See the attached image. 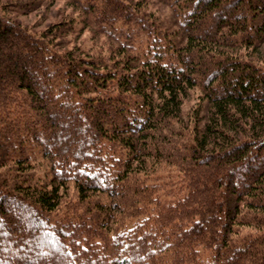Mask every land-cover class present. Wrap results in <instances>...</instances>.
Wrapping results in <instances>:
<instances>
[{
    "label": "trees",
    "instance_id": "trees-1",
    "mask_svg": "<svg viewBox=\"0 0 264 264\" xmlns=\"http://www.w3.org/2000/svg\"><path fill=\"white\" fill-rule=\"evenodd\" d=\"M5 1L0 167L30 166V148L38 147L53 175L0 180V264H161L163 251L173 254L170 264H197L201 245L210 250L201 264H264V233L235 236L243 224L264 229V66L223 49L259 45L264 0H171L178 23L171 31L121 0H94L97 12L92 0H76L91 27L116 44L90 57L19 27ZM35 1L12 2L26 11ZM141 32L148 44L138 52L133 39ZM193 87L214 110L213 129L229 139L217 151L196 133L187 150L172 145L168 137L179 130L162 126L181 121ZM227 115L248 124L238 136L224 130ZM168 151L186 164L183 197L162 202L144 183L124 181L138 154ZM70 182L76 204L51 216ZM115 204L128 213L113 214Z\"/></svg>",
    "mask_w": 264,
    "mask_h": 264
},
{
    "label": "rangeland",
    "instance_id": "rangeland-1",
    "mask_svg": "<svg viewBox=\"0 0 264 264\" xmlns=\"http://www.w3.org/2000/svg\"><path fill=\"white\" fill-rule=\"evenodd\" d=\"M12 1L13 0L5 1L7 4L9 2L11 6L8 8L7 6L5 7L6 16L9 17L12 22L29 31L31 34L35 36H44L43 38L57 50L64 51L74 46L84 49L87 53L85 55H88L87 57L98 55V53H102L104 56H107L109 50H112L116 46L112 40L97 33L91 27L87 20L89 18L90 21L91 15H88V13L82 9L79 1L34 0L36 6L33 9L26 11L17 10V6ZM92 1V5L95 6V11H99L97 3L94 0ZM121 1L127 5L135 7V9L139 10V13L145 14L148 17V20L158 27L157 30L168 29L171 31L174 27L178 26L177 14L174 7L175 5L170 3L171 0ZM222 11L225 10L223 9ZM67 27H69L70 30L63 32L64 28ZM61 32L64 34L61 35ZM141 33H144L145 36L140 37ZM141 33L136 35L133 39L134 44L138 48V52H142V48L146 47L148 44L146 32ZM139 40H146V42L139 43ZM223 49H228L233 52L239 51L240 53L245 54V56L255 60L257 64L264 66V38L261 40L259 45L253 49L251 47L246 49H244V47ZM213 111L212 107H209V103L206 98H204L200 88L193 87L187 91L180 113L181 121H173L172 126L162 125L163 128H170L174 126L176 131L179 130L176 133H170L171 135L168 137L172 141V145L187 150L190 144H192V138L196 133L201 139H203L207 149H211L213 147L217 151V149L221 147L222 143L229 141V139L222 135L218 130L213 129V126L215 125V122L212 119ZM245 121L248 122V119H245ZM207 123L210 125V130L203 129L204 124ZM223 123L224 130H226L230 135L237 136L241 133V131H243L246 125H248L246 124L242 126L239 120H236L235 117H231L230 115H227ZM195 125H198V129L194 128ZM163 130L165 131V129ZM255 130H259V127H255ZM135 136L139 137L138 135ZM30 150L31 152L32 150H35L34 159L32 160L33 163L29 164L30 166L26 167L24 165L20 166V168L12 162H7L0 167V180L2 179L3 184L11 185L12 182L19 183L17 182L19 177L26 175L27 173L31 174L34 181L36 180L35 177L41 176V179L39 180L44 179H42L43 176L40 174H43L45 177L53 175V167L46 162L43 163L45 156L38 152V147H31ZM181 151L184 152L183 150ZM168 153H170V155ZM142 154L143 153L138 154V157L133 160L130 167V176L124 181H127L129 184L133 181L142 184L144 183V187L146 189L148 187L147 191L152 193L153 197L162 202H171L176 198L183 197L187 191L183 182L184 175L182 170L185 169L186 164L182 155L175 151H168L162 158H158L152 154L145 156ZM38 183L41 182L38 181ZM64 187L67 189V192L62 196L60 204L57 206V210L51 213V216L58 215L61 212L68 213L69 211H72V205L69 201L76 204V201H73L77 196L73 183L70 182L63 184L62 190ZM99 198L101 201H111V198L107 199L104 195L99 196ZM117 205L115 204L112 207L111 212L117 216L121 215L124 217L125 214L128 213L129 209L121 210L119 205ZM81 206L84 207L86 204L79 203V207ZM111 218H113V216ZM263 233L264 229L257 228L253 223H250L241 225L237 229L235 236L237 241H242L243 239L251 238L255 235H261ZM197 249L200 254L196 258V263L201 264L203 263L204 258L210 253V250L203 248V245L197 247ZM167 253L168 251L166 253L163 251L162 253L157 254V256L159 255L160 257H163L161 264L171 263L173 254ZM26 256L28 257V255H25V257ZM2 263L4 264V260ZM113 264L122 263L119 261Z\"/></svg>",
    "mask_w": 264,
    "mask_h": 264
}]
</instances>
